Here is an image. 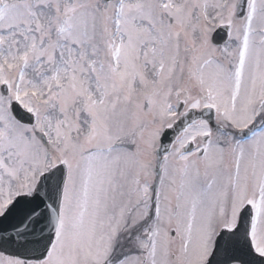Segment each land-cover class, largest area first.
<instances>
[{
  "label": "snow or ice",
  "instance_id": "obj_1",
  "mask_svg": "<svg viewBox=\"0 0 264 264\" xmlns=\"http://www.w3.org/2000/svg\"><path fill=\"white\" fill-rule=\"evenodd\" d=\"M0 264H264V0H0Z\"/></svg>",
  "mask_w": 264,
  "mask_h": 264
}]
</instances>
